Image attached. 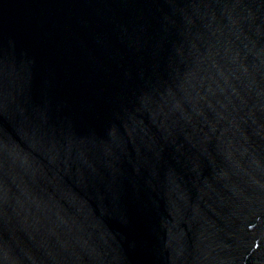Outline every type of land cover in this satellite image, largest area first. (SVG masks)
Listing matches in <instances>:
<instances>
[{"label":"water","instance_id":"1","mask_svg":"<svg viewBox=\"0 0 264 264\" xmlns=\"http://www.w3.org/2000/svg\"><path fill=\"white\" fill-rule=\"evenodd\" d=\"M0 264H264V0H0Z\"/></svg>","mask_w":264,"mask_h":264}]
</instances>
